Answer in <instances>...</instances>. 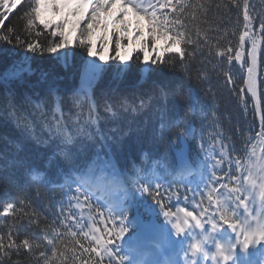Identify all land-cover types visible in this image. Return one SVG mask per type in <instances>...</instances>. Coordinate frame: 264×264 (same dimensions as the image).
<instances>
[{
	"label": "trees",
	"instance_id": "obj_1",
	"mask_svg": "<svg viewBox=\"0 0 264 264\" xmlns=\"http://www.w3.org/2000/svg\"><path fill=\"white\" fill-rule=\"evenodd\" d=\"M252 7L251 16L249 0H180L166 10L162 20L184 39L181 59L155 43L131 51L106 33L95 37L85 14L76 43L65 46L60 32L39 22L37 0H0V264H100L71 216L28 179L64 151L73 166L94 172L105 122V136L120 131L121 145L138 157L139 146L154 145V134L165 135L168 124L174 130L178 115L183 124L197 97L203 107L216 104L227 145L252 139L258 128L252 104L244 121L248 106L224 97L226 90L250 96L248 62L239 59L251 47V18L264 25V0ZM260 66L264 77V46ZM261 109L264 115V84Z\"/></svg>",
	"mask_w": 264,
	"mask_h": 264
},
{
	"label": "rangeland",
	"instance_id": "obj_2",
	"mask_svg": "<svg viewBox=\"0 0 264 264\" xmlns=\"http://www.w3.org/2000/svg\"><path fill=\"white\" fill-rule=\"evenodd\" d=\"M75 1V2H74ZM180 0H37V13L38 20L43 27L60 32V35L65 39V46H72L76 43L79 37V31L81 28L80 12H85L89 18L86 22H93L96 28L93 29L95 37L101 36L106 33L113 36L118 42L119 47L126 46L130 50H147L150 47H154L155 44L161 46L163 54H182V42L183 36L177 33L175 30H171L162 20L166 10H173V5L177 4ZM93 2V3H92ZM79 3V4H78ZM88 4V5H87ZM85 6V7H84ZM252 6L250 10H252ZM254 9L250 12L253 15ZM255 12V11H254ZM251 31L256 27V35L250 38L252 44L248 53L240 54L241 61L247 59L249 62V85L248 89L253 96H260L261 82L264 80L261 73L260 56L264 46V25L260 23L256 25L253 18ZM90 27V25H88ZM251 35V36H252ZM89 41L93 42V35L89 36ZM61 47H54L52 50L53 56L61 57ZM246 74V72H244ZM230 95V93H226ZM260 102V101H259ZM216 139H220L218 135L213 134ZM259 140L257 139L256 148L254 152L249 150L247 161L241 165V170L238 169L240 179H228L227 186L235 187L233 192L224 189L217 195V203L223 206V219L220 224L225 222L237 224L240 230V236L238 245L246 249H251L253 252L259 247L264 251V148L259 146ZM227 146L220 141H212V145L207 147L213 154L219 165V171L223 172V165L231 166L233 162L230 161L229 153L225 149ZM222 155V159L218 160V157ZM112 163H114L112 161ZM228 174V173H227ZM246 176V177H245ZM173 186L166 184L163 188V193L166 196V204H159L156 206L149 199H142L140 201V211L142 219L130 220L134 228L132 234L127 235V239L120 238L123 242L129 240L128 243H123L121 249L114 252L117 243L111 241L103 245V252L106 257L114 262L121 260L117 258L119 255L129 254V252H137L144 250L147 240L150 242L161 241L164 244V248H158L156 245L152 247L156 252V258H160L162 254L174 251V254L178 256L188 257L189 255H205V260L212 262L215 259V255L205 253L203 241H196L198 235V222L196 219L190 216L189 212H186L183 208L173 207L170 201L176 196L177 188H171ZM242 189L243 196L252 195L251 200L247 203H238L235 208H232L231 201L234 194L240 196L239 190ZM250 190V192L247 190ZM126 192V190H125ZM241 198V197H240ZM105 205H111L115 210H121V206L116 202H103ZM244 207V214L240 212V209ZM95 207V206H94ZM132 208L138 209L134 204ZM97 208V207H96ZM98 209V208H97ZM11 209H7L10 213ZM84 214V213H83ZM159 217L161 221L157 223L154 220H149V217ZM110 217H113L110 215ZM94 228V227H92ZM107 235L111 233L107 228L103 226ZM102 233L101 230H97ZM97 236L96 234H94ZM123 233L122 236L126 237ZM164 238V239H162ZM228 241L232 239L225 238ZM188 242V246H184V241ZM129 246L135 251H124V247ZM235 245L226 247L221 245L219 255L223 258L235 256ZM264 256V254H263ZM262 256V257H263ZM113 257V258H112ZM242 257L246 259V254L243 253ZM251 256H249L250 260ZM201 260V257H200Z\"/></svg>",
	"mask_w": 264,
	"mask_h": 264
},
{
	"label": "bare ground",
	"instance_id": "obj_3",
	"mask_svg": "<svg viewBox=\"0 0 264 264\" xmlns=\"http://www.w3.org/2000/svg\"><path fill=\"white\" fill-rule=\"evenodd\" d=\"M77 1V0H76ZM75 2V1H74ZM87 3H91V2H88V0H87ZM93 3V2H92ZM79 4V3H78ZM88 5V4H87ZM85 7V6H84ZM214 240H216V239H214ZM194 261H197V259H195Z\"/></svg>",
	"mask_w": 264,
	"mask_h": 264
}]
</instances>
